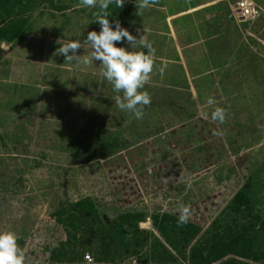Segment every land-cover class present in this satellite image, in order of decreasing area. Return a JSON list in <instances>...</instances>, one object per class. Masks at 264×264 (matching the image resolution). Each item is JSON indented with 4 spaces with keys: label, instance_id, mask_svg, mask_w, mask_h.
Listing matches in <instances>:
<instances>
[{
    "label": "crops",
    "instance_id": "obj_1",
    "mask_svg": "<svg viewBox=\"0 0 264 264\" xmlns=\"http://www.w3.org/2000/svg\"><path fill=\"white\" fill-rule=\"evenodd\" d=\"M236 1L155 0L141 10L139 0H133L132 9L109 6L110 23L118 21L154 50L150 78L140 89L151 103L140 119L117 107V93L98 62L86 67L57 55L60 45L76 40L82 46L80 58L89 56L84 39L89 31L99 32L97 23L71 38L59 31L55 37L31 33L21 42H0V147L18 149L24 162L33 157L37 167L49 159L75 167L106 162L140 147L160 149L153 155L161 157L177 147L181 132L205 144L211 139L223 149L227 141L234 147L242 141L245 147L254 146L249 139L217 138V132L226 130L209 117L219 107L226 121L242 92L264 100V0H251L258 12L247 20L234 17ZM137 50H143L139 40ZM15 95L21 101L11 110ZM115 148L121 151L114 155ZM134 158L138 163L144 157Z\"/></svg>",
    "mask_w": 264,
    "mask_h": 264
},
{
    "label": "rangeland",
    "instance_id": "obj_2",
    "mask_svg": "<svg viewBox=\"0 0 264 264\" xmlns=\"http://www.w3.org/2000/svg\"><path fill=\"white\" fill-rule=\"evenodd\" d=\"M49 1L54 6L64 7L58 10L51 7ZM34 3L35 6L24 14L28 17L27 25L31 27L33 36L55 37L61 31L71 38L85 32L88 25L94 23V13L99 10L82 6L81 0H38ZM126 3L123 8L136 6L133 0ZM242 95V100L235 101L237 106L233 107L232 116L226 121H218V127L226 131L217 132V138L225 135L224 138L249 139L254 145L250 148L243 146L244 141L238 144L240 147H234L233 143L227 141V147L223 149L218 145L213 146L216 143L209 136L210 140H206L205 144L190 137L188 132H181L178 136L184 141L181 139L171 153L168 151L161 157L153 155L160 149L140 147L125 151L124 156L119 153L106 162L84 163L74 167L73 163L61 160L53 163L49 159L48 164L37 167V163L31 161L33 157L25 158L27 160L24 162L18 149L0 147V231L16 233L17 244L25 257L24 264L49 261L52 248H58L67 240L63 228L67 217L71 219V226L66 230L71 233L74 229L72 233L77 235L91 223L92 215L107 221L121 213L141 212L147 218L144 224L139 223V228L159 239L160 236L152 228L151 217L169 213L180 219V205L183 204L187 208V221L200 226L202 234L212 230L211 223L217 218L220 223H231L234 212L227 205L243 189L252 173L255 180H251L252 187L247 191L252 193L254 212L257 211L264 219V177L260 172L264 157V100H252L247 92H242ZM15 97L16 101L11 99L8 106L11 110L16 109L15 103L20 104L21 101L18 95ZM209 117L212 118L210 114ZM201 134L205 136L211 133ZM17 135L19 140L21 133ZM186 141L189 143L184 144ZM197 143L199 146H196ZM204 144L206 147H201ZM118 151L121 150L115 148L114 155ZM135 154L139 158L144 157L143 160L136 163ZM75 205L84 209L80 220L68 216L74 212L72 207ZM236 216L243 223L250 221V218L244 220L240 215ZM59 218H62L61 224L57 221ZM253 236L264 237V233L262 235L257 228ZM147 240L146 247L153 237ZM146 247L141 254L117 263L143 264L140 257L147 253ZM259 247L260 244L253 245L254 250ZM226 257L262 264L236 254ZM178 260V264H188L187 260ZM77 264H81V260Z\"/></svg>",
    "mask_w": 264,
    "mask_h": 264
},
{
    "label": "trees",
    "instance_id": "obj_3",
    "mask_svg": "<svg viewBox=\"0 0 264 264\" xmlns=\"http://www.w3.org/2000/svg\"><path fill=\"white\" fill-rule=\"evenodd\" d=\"M34 2L38 0H0V42L14 44L31 34V27L27 25L28 17L24 14L35 6ZM49 3L58 10L64 7L54 6L50 1ZM262 161L260 172L264 177V157ZM254 175L250 174L243 189H240L227 205V208L234 212L231 215V223H220L217 218L211 223L212 230L209 232L204 231L201 234L200 226L188 221L181 225L176 216L161 213L151 217L152 228L161 240L139 228V223L144 224L147 218L145 213L125 212L107 221L92 215L89 225L77 235L72 233V228L71 235L66 230L71 226V219L67 217L63 224L67 240L58 248H52L48 262L30 264H77L84 252H89L97 264H116L130 256L141 254L149 237H153V240L146 247L147 253L140 257L143 264H178V258L187 260L188 264H214L218 260L220 261L215 264H250L239 258L226 257L229 254L252 258L264 264V237L253 236L257 228L263 235L264 219L256 213L257 211L254 212L251 201L253 196L247 191L252 187L251 180H255ZM72 209L74 212H70L68 216L71 215L73 220H80L79 216H83L84 211L82 206L75 205ZM235 214L244 220L250 218L249 223L235 218L238 217ZM194 240L196 241L192 243ZM254 244H260V247L254 250ZM254 252L257 253L251 257Z\"/></svg>",
    "mask_w": 264,
    "mask_h": 264
},
{
    "label": "clouds",
    "instance_id": "obj_4",
    "mask_svg": "<svg viewBox=\"0 0 264 264\" xmlns=\"http://www.w3.org/2000/svg\"><path fill=\"white\" fill-rule=\"evenodd\" d=\"M155 0H139L137 9H146L154 4ZM115 4L121 8L124 0H81V5L87 8H98L94 13L93 21L100 27L99 32L93 30L87 33L84 43L90 47V55L80 58L78 50L81 43L70 40L60 45L57 55L64 56L73 63L90 66L98 62L102 66L103 78L112 86L117 107L121 111L131 112L136 119L143 115V108L151 103V98L145 91H140L150 78L153 69L154 50L151 44L144 39H137L118 21L110 23L108 17L109 6ZM143 50H137V41ZM127 43L128 47L123 45ZM120 45V46H118ZM122 94V95H121ZM209 99L208 104L212 105ZM225 112L216 107L212 111V119L223 122ZM182 214L179 224L187 222V208L181 204ZM17 235L13 231H0V264H24L25 257L17 244Z\"/></svg>",
    "mask_w": 264,
    "mask_h": 264
},
{
    "label": "built area",
    "instance_id": "obj_5",
    "mask_svg": "<svg viewBox=\"0 0 264 264\" xmlns=\"http://www.w3.org/2000/svg\"><path fill=\"white\" fill-rule=\"evenodd\" d=\"M258 12L255 4L251 0H237L233 9L234 17L238 20L253 18ZM81 264H97L90 253H83ZM123 264V263H116Z\"/></svg>",
    "mask_w": 264,
    "mask_h": 264
}]
</instances>
